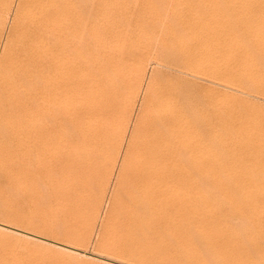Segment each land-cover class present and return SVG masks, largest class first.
Returning a JSON list of instances; mask_svg holds the SVG:
<instances>
[{
  "label": "rangeland",
  "instance_id": "1",
  "mask_svg": "<svg viewBox=\"0 0 264 264\" xmlns=\"http://www.w3.org/2000/svg\"><path fill=\"white\" fill-rule=\"evenodd\" d=\"M105 1L107 2L106 3L107 8L110 6L108 8L110 13L112 12L111 14L114 17L116 16L113 22L111 23L112 27L110 26L108 28V32L105 33V34H108V37L106 38L107 40L105 39L107 41V47L105 48V50L107 49L108 51H105L104 48L101 49V50H104V52L102 51V54L104 53L105 56H107L106 60L108 61V63H106V66H102V64L105 65V62H106L105 60L104 63H102L103 62L102 59L103 58L105 59L106 57L104 56V54L103 55L100 54L101 47L99 45H95L92 38L91 39L86 38V40L84 41L85 45L84 43H82L83 44L82 47L84 49L81 48L82 52L80 56H82V59L88 62V65L89 64L90 65L88 69H86L87 71L80 72L79 77H78L79 79H77V83H76V86L79 89L83 88V92H84L83 93L80 91L81 93L80 94L77 93L79 95L76 94V96H80L81 99L84 96V99H82V102H80V98H79L78 103L77 101L76 103L69 102L68 104L70 105H67V103H65V105H63L62 107L63 109L62 108L60 109L59 116H61L60 118L61 126H59V132L57 135H55L56 137L52 136L50 139V142H48L50 143L47 149L49 153L46 150V153L44 156L45 157L44 159L46 161L44 162L42 161V163L44 164H42V166L41 165L39 166V168L41 169L42 167L43 169L45 168L44 169L45 171L41 169L40 170L36 169L37 171L34 170L36 171L35 173L38 175V180L36 182L21 180L23 182L19 183L20 181L12 180L9 183L7 182L5 183L3 179H0V187L2 188V190L0 188V192H1L0 193V222H3L4 224L8 225L7 227L4 226L5 229L3 230L0 229V264H120L115 261L106 259L107 258L106 255L103 254L104 253L103 248L101 247L103 242H101V240L102 239L105 240L104 235L106 234V236H108L109 233L110 235L108 237V241L111 240V239L109 240V238H112L114 239L115 242L113 240L110 242L112 243L114 242V244L116 243V245L120 247L121 249L133 250L135 254L139 255V256L136 255V257L138 256V259H135V261H140L141 264H164V263L165 264H169V263L170 264H202V263L204 264V262L205 264H210V263L211 264H225L224 260H221L220 258H218V254H214L211 249L203 245L202 240L204 238L202 236L199 237L200 236L199 232L201 231L198 230V226L201 227V229L203 228L204 230L205 229L207 230L208 229L207 227L212 225L214 222H215L214 225L219 222L220 224L222 223L221 225L224 224L223 225L224 227L226 228L228 227L227 230L229 232L234 231L236 229H237L236 231H240V232H236V231L231 232L236 235H239V233L242 234V235H239L240 239L244 237L243 235H245L246 237L247 236L250 237V236H253L254 233H257V232H253L252 225H250L251 223L247 221L239 213L237 214L235 209L232 208L233 205L229 202H232L233 200L235 202H239V204H242L243 208H245L244 215L248 216L250 215L249 213H251L252 211H251L249 204H247L248 202L244 198L245 196L243 195L245 193V188H248V186L253 187L254 185H264V0H259L260 4L256 8H252V10L249 9L253 13V15H248V10L242 7L240 4H238L237 0H217V2L218 1L219 2H218V6L216 7L215 11H212L213 9L207 8L205 5H203L201 0L199 1L198 0L197 1L196 0H192V1L190 0H135V1L134 0H129V1L128 0H105ZM116 1L118 2V4ZM109 2L110 3L114 2L115 4L113 3V5H111ZM149 4H151L152 7ZM147 5H148V8L150 7L156 8V10L154 9V15L157 14L156 16L159 17L158 19H156L157 18L156 16H155L156 18L154 17V19H156L154 20V28H150L149 24L145 23L144 21L136 20L137 17L142 16L143 14L142 9L143 7L144 9H146ZM164 6H165V9H164ZM196 7L198 8V11L196 10L197 9ZM161 8L165 11L161 10ZM177 8H178V11L176 10ZM194 9L196 12L194 11ZM118 10H121L122 12L123 11L124 12L123 13L120 11L118 12ZM179 13L182 19H180ZM162 14L163 15L165 14V15L161 16ZM132 15L135 18H131ZM160 18H163L164 21L163 20L161 21ZM210 18H214V19H210ZM184 19L187 21H185ZM169 21H171L172 24ZM140 22L141 23L143 22V23L141 24ZM166 22L167 23L169 22V23L167 24ZM163 23L165 24L163 25ZM155 24L157 26H155ZM170 24L173 25L174 27L171 26ZM145 26L146 28H144ZM140 27L141 29H139ZM147 27H149L151 30L148 29ZM206 29L209 31H206ZM142 30L145 31L146 34H142L141 32H139ZM124 31L127 34L126 36L127 39L123 37L124 38L123 40L127 41L126 42L127 48H129L128 51L132 53L134 52L137 46L143 47V48L140 47L141 48L139 50L140 53L141 51L142 53L145 52L143 54H146L147 52V55H146L147 60L146 59L145 60L148 62L150 60L151 63L153 62V66H155L153 73L151 72L152 71L151 68L153 66L148 67V73L143 83L144 86H142L143 88L140 90L139 88L136 87L133 81H128L130 80L131 76L128 75V73L126 72L127 70L126 68L123 69L122 72H117L118 67H122L127 64L129 66V63L133 60V58H131L133 56L127 55L130 52L128 53L126 51L125 53L127 54H125L124 52H121L120 49L119 50L113 49V48H116L117 44H121L119 42H121V37L124 35ZM151 31L153 32L151 33ZM109 36H111V38H109ZM108 38L112 42L109 43ZM206 42H207V45H206ZM212 42H213V45H212ZM97 46L99 47L97 48ZM110 50H113V51H110ZM98 51L100 53H98ZM109 52H113V55L112 53H109ZM114 52H116V54L117 53L119 54L115 55ZM97 55H100V58L101 56H103V58L100 59L99 56L97 57ZM118 56H120V60ZM122 57H124V59ZM83 60H81V58L79 59L80 62H84ZM98 61L99 63H97ZM109 62L111 64H109ZM93 63L94 64L97 63V64H95L94 66ZM100 63H101V66H100ZM96 65L101 69L99 70V68ZM90 66L91 67L93 66V67L91 68ZM94 67H95V70L97 69L96 71L93 70ZM104 69L106 70L104 71ZM94 71L95 72L98 71L99 73L97 72V74H101V75H99L98 77V75ZM213 71H216V76L221 77L222 80L219 79V82L220 80L222 81L220 83L221 86L216 83L212 84V82H210ZM115 72L117 73L114 74L113 76V73ZM197 72L202 73V76H203L202 80H199L195 77L198 75ZM94 73L96 76L94 75ZM100 77L102 79V82H101ZM104 77H107L108 79ZM115 77L116 79L114 80ZM118 77L120 80L118 79ZM103 78L106 81H104ZM93 79L95 83L94 81H92ZM141 79H143L142 76L137 77L138 81H141ZM121 80L123 81V83L125 82L126 83L122 84V82H120ZM111 81H112V84H111ZM223 81H226V82H223ZM105 83L106 85H104ZM96 84L98 85V87ZM115 84H117V87L118 86L119 87L118 88L115 87L116 86ZM131 84L132 86H130ZM226 85L228 88H226ZM111 86H114L112 87L113 90ZM106 87L108 88V90L106 89ZM132 87H136V88L132 89ZM90 88L93 89V91L95 92L94 94H92V96L91 94H89L90 93L89 90L91 91ZM104 88H105V92H103ZM96 89L102 90V92L97 91ZM136 89L138 90V93ZM107 96L109 97L108 99H107ZM98 98L102 100L100 99L98 100ZM103 99H106V100H103ZM145 101L147 102L144 107ZM79 102L81 105H79ZM146 107H149V109ZM93 108H94V111L96 112L97 110L98 112L101 111V109L102 111H105V110L107 111V109H109V111L115 110V112L117 111L116 112L117 115H115L117 118L115 116H114L115 118L112 117L113 123L111 124H110V122H112L111 118H110L111 120L105 119L106 121L103 119V122L101 120L102 118L101 119L97 118L96 119L97 123H95L96 121L93 118H92L93 120L86 118L88 117L86 115V111H89L90 109L93 111ZM129 110L131 113L129 112ZM65 111L67 114L64 113ZM80 111L81 113L77 114ZM82 113H84V115L79 116V117L84 116L83 118L79 119L78 116H75V115H81ZM139 114L141 115L138 116ZM99 120L101 121L102 125L99 124L100 123ZM163 120H165L166 123H164ZM92 121L94 122V124L91 123ZM104 121L106 125H104ZM138 121L139 122L143 121L145 124L139 123ZM137 122L140 125L136 124ZM107 124L109 126H107ZM112 124L114 126H112ZM148 124L151 126H148ZM95 125L98 128L97 130L93 128L95 127ZM103 125H104V128H107L106 129L107 133L106 132L104 133L105 130L102 131V133L106 134L104 137H106L107 139V141H104L106 142L104 144L100 143V142H103L102 140H104V138H103V134H100L101 132L99 130V128L103 130L102 129ZM133 125L134 126L137 125L136 127L138 128L140 127V129L143 132L139 135L138 134L139 130ZM147 126L149 128L151 127L150 130L148 128L146 130ZM70 128L71 129L76 128L74 130L77 133H74L75 131L71 130ZM173 128L174 130H172ZM92 129H95L96 131L95 130L94 131L97 133L96 134L94 132L95 135L97 137L101 135L102 139L101 137L100 138L98 137L99 140L96 141L95 140L96 137H95L94 141H92V139H90L91 137L93 138V135H94L92 134L93 133ZM134 129H137L138 131L136 130L137 132H135ZM90 132L92 134L91 137H90ZM83 134H85V136L87 135L88 137L86 138L87 139L89 138V140L94 142L95 145L99 141L98 142L99 144H97L96 147L100 148L102 146V149H104L103 154H105L108 150L106 154L109 153L108 154L109 159L111 158L113 160L118 157L116 160H113L114 163L115 161H117V169H118V170L116 169L117 171H115V173L113 174L115 177V178L113 177V180L112 178L109 177V174L111 173L110 168L111 169L113 168L111 167L112 165L111 159L110 160L107 159L108 158L107 156L105 158L103 154L101 153L102 151H100L99 148H98L99 151L98 149L96 150V147L93 146L94 143L92 146H89L87 142L90 144L91 141L89 142L88 140L85 142L88 146L84 144L85 137L83 136ZM122 134L125 135V143H124L125 146L129 145L131 142L133 143V141H134L133 144L141 146L142 144L140 145L141 142L138 140H141L142 142L146 140H151V139L154 140V155H155L154 156L155 157L154 158L155 160L154 169L157 172L156 173L154 171V173L157 174V175L155 174L156 178L154 179V181L156 180V185H154V189L158 190V191L157 190L154 191V201L156 202V203L154 202V218H155L154 219V229L157 233L155 231L145 232V233L144 232H132V230L130 229L132 227L131 224H133V221L135 220V218L133 217L136 215L137 218H140V213L142 214V209L141 207L136 208L134 205L140 201V198L137 192L133 191L132 193L131 192L132 190L131 191L126 190L125 186L119 189L118 183L115 182L116 178L118 180V176H119L117 175L119 172V165L121 164V162L123 163L124 155H122V153L124 154L126 151V148H128L127 146L125 147L123 145L124 148L122 150V153L120 155H117V152H116L117 150L115 149V146L117 147V144H120L121 138L123 136ZM137 134L138 136H136ZM134 135H135V138H134ZM73 138L76 141H74ZM130 139L132 140L131 142L129 141ZM163 140H166V145H161L159 143L160 141H163ZM68 142H70L72 146L74 147V149H72L73 153L70 151L72 155L70 153L67 154L68 151L63 149L64 148L63 146H66L65 144H67ZM107 142H111V143H107ZM70 143L68 144L70 145ZM132 143L130 146L131 147L133 146V150L135 151L134 152L131 148L132 154L136 155L137 150H135L134 148L136 146L133 145ZM103 145H104V148H103ZM91 147H94V148H91ZM60 149L61 150L63 149V150L61 151ZM82 149L84 150L81 151ZM139 149L140 148H138V150ZM47 154H49L50 156ZM64 155H65V158L71 156L74 162L72 167L63 166L62 163H60L62 160H64L63 159ZM135 155H132V157L134 156L133 157L134 161H136ZM87 156L89 160H85V159H88ZM56 158L58 159L56 160ZM47 159L49 161L55 160V163L54 162L52 163V161L49 162ZM119 159L121 162L119 161ZM130 159H131L130 160L131 164L129 163V166L126 167L127 168L125 171L126 174L127 173L130 174L128 170L130 171H132V169L134 170L137 166H139L138 164L140 163V162L138 163L137 161L136 162L137 164L135 162H134L135 164H133L132 163L133 159L131 157ZM138 160H140V158ZM104 162H106L107 165H105ZM45 163L48 165H46ZM132 165L136 167L133 168ZM103 167H105V169H103ZM92 169L96 170V172L93 171ZM107 169H109V171H107ZM39 171L40 173H38ZM106 171H107V174H106L107 176L105 175ZM64 172L68 174L67 175L68 179H66V176L64 177ZM170 172L173 174L174 177L177 176L176 177L178 178V180L176 181L177 184L174 183L175 181L172 182L174 183L173 184L174 187L169 186L172 189L165 188L166 185L165 187H163L164 186L163 184V186L162 187L160 186L161 188L159 189L160 184L157 181V176L159 177L162 175L163 177L164 176L170 177L172 176ZM44 173H45V176H44L45 179H42L43 177L40 174L44 175ZM97 174L99 175L100 178L97 176ZM101 175L102 176L104 175V177L106 176L107 178L106 177H105L106 179L101 178L102 177ZM94 177H97V178H94ZM108 177L110 178L109 184H108V179H109ZM159 179L161 180V177ZM182 180H185V181H182ZM180 181L182 182L183 185L181 184ZM98 182H100L101 184ZM104 184L107 187L106 189L107 192L104 189L105 187ZM106 184H108V186ZM201 184H202V188H201ZM205 184L207 186L209 185L208 186L209 189H207L208 187ZM102 185L104 186L103 190H105L103 192L104 193L106 192V194H103V192L100 191ZM24 186H26L27 189H25ZM98 187H100V189ZM175 187L177 190L174 189ZM225 187H229V189ZM220 188H224L227 190L228 194L230 195L229 198L226 197V195L224 194V192H222ZM239 188H240V191H239ZM73 189L74 191L78 190V195L75 196L74 198L76 201L72 199L69 202L68 199L65 200V197H66L67 192L72 191ZM124 190L126 192H124ZM170 190L173 192H171ZM233 190H235L236 193ZM127 191H129V193ZM111 192L112 193L115 192L117 194H112ZM241 192H242V195H239ZM230 193L231 194L234 193V194L231 195ZM101 194H103L104 196L103 199H101L102 197H100L102 196ZM132 194H134L133 196L135 197V200ZM158 195H160L161 197ZM92 196L94 198H92ZM99 197H100V200L97 199ZM131 197L133 198L131 199ZM136 197H138L137 200H136ZM202 197H203V200L201 199ZM241 198H243L242 202H240ZM28 200H31V201H28ZM101 200H102V204H100ZM133 200L134 202L135 201L136 202L135 203L132 202ZM91 201H93L94 204H92ZM204 201L207 204L210 202L209 203L210 206L213 205V207H211V209L213 208V211H212L213 214L209 217L208 215L210 214L205 213L206 211L203 208ZM35 202H36V205H34ZM95 202L98 203L96 207L100 208L101 211L100 209L95 208V205H96ZM169 203H170V206H169ZM99 204L102 207H99L98 206ZM30 206H32V208ZM125 206L126 208H124ZM110 207H112L111 210H110ZM92 208H95V209L93 210ZM223 208H225L226 210ZM115 209L116 211L118 209V211L117 212L114 211L115 212L114 213L113 210ZM98 210L99 212H96ZM12 211L15 212V214ZM111 211L113 215L110 213ZM95 212L96 214H99L98 217L96 216ZM130 212L134 213V215L131 214ZM18 213L21 216L18 215ZM204 213L207 216L206 218L204 216L205 215ZM26 214L28 216H25ZM129 214H131L130 215L131 218L134 219L133 221H130V219H128L130 218ZM36 215H38V218H36L37 217ZM114 215L116 216V218L117 217L118 218L116 219ZM235 215L238 217L236 218ZM110 216L114 219H112ZM28 217H30V219ZM163 217L166 219H164ZM207 218H208L209 223L208 221H206ZM106 219H108V221L110 222L108 223ZM212 219H216V220L215 221L213 220L212 222ZM8 220L10 223L8 222ZM18 220L20 221V223ZM118 220L122 223H120ZM117 221L119 222V225L116 224L118 223ZM113 222L115 224H113ZM124 223L126 226L122 225ZM194 223L196 224V226ZM202 224L205 227H203ZM102 225H104V227ZM13 226L14 228H17V229L20 228V230L26 231L27 233H32L36 236H32V238H29L27 236H30V235H28L26 232H18V233L12 232V230L14 231V229L11 228ZM229 227H230V230H229ZM169 228H172V230L170 231ZM70 230H71V233H70ZM67 231H69L70 236H72L71 238L74 241H72L69 238L70 236H69V233H67ZM108 231H111L112 233ZM127 231H129L131 234L136 235L134 240L138 239V241H132L133 238L129 239L133 235L130 236V233ZM11 232L13 233V235ZM180 232L181 234H184V235L186 233V237L188 241H191L190 244L185 243V242H181V243L176 242L175 238L173 237H175V235L180 234ZM158 233L161 236H159ZM18 234L21 236L19 237ZM66 234L67 236H69L68 238L66 237ZM118 234L119 236H121L120 238ZM14 235L15 237H13ZM125 236L126 237L129 236V237L126 238ZM147 236L150 239H148ZM89 237L90 239H88ZM246 237H244V239ZM67 239H70V240H67ZM98 239H101V240H98ZM257 239H255L256 247H254L253 244H247V243H246L247 245L245 244L246 245L245 247L248 249L247 253L248 254L250 253L249 256H251V258L255 261V263L264 264V257H263L264 252H262L264 251V243L260 242ZM25 240H28V241H25ZM159 241H162V243L160 242L161 244H163V241H164V244L163 245L159 244ZM55 242L64 243V244H68L71 246L78 245L77 248L79 247L80 252L75 253V252H70L64 249L57 248L60 245L59 244L57 245V243ZM104 242H107V241L105 240ZM120 242H122L123 244ZM131 243L132 244L137 243V245L134 244L135 246H133ZM100 247L102 249H100ZM153 247L154 248L156 247L155 250ZM66 252L69 254H67ZM167 254L168 256H171V257H167ZM99 255H101V257H99ZM74 256L77 258H75ZM130 262L129 264H136L134 260Z\"/></svg>",
  "mask_w": 264,
  "mask_h": 264
},
{
  "label": "bare ground",
  "instance_id": "2",
  "mask_svg": "<svg viewBox=\"0 0 264 264\" xmlns=\"http://www.w3.org/2000/svg\"><path fill=\"white\" fill-rule=\"evenodd\" d=\"M129 1V0H128ZM135 1V0H134ZM192 1V0H190ZM197 1V0H196ZM199 1V0H198ZM112 2V1H111ZM117 2V1H116ZM132 2V1H131ZM130 2V3H131ZM148 2V1H147ZM154 2V1H153ZM187 2V1H186ZM185 2V3H186ZM201 2L203 3V5H205L207 8H210V9H213L212 11H215L216 10V7L218 6V2L217 0H201ZM232 2V1H231ZM106 1L105 0H0V179H3L5 181V183H9L11 182L12 180H17V181H20L19 183L23 182V181H30V182H36L38 180V175L35 173L37 170H40L41 168H39V166L44 163H42V161H46L44 158L45 156V153H46V150L48 149L50 143V139L52 136L56 137L55 135L58 134L59 132V126L60 125V122H61V116H59L60 114V109L63 107V105H65V103H67V105H70L68 104L69 102L72 103H78V99L80 98V96H76L77 93H81L83 92V88L79 89L77 86H76V83H77V79H79V74L80 72H84V71H87L86 69H88L89 65H88V62H86L85 60L82 59V56H80L81 54V48L84 49L82 47V43H84V41L86 40V38L88 39H91L93 40L94 44L95 45H99L101 48H100V52L98 51V53L102 54V51L104 52L105 48L107 47V37H108V34H105L106 32H108V28L111 26V23L113 22V20L115 19V17L110 13V11L108 10V7L107 8V5H106ZM110 3V2H109ZM114 3V2H113ZM113 3H110L111 5H113ZM143 3V2H142ZM146 3V2H145ZM149 3V2H148ZM151 3V1H150ZM158 3V2H157ZM200 3V2H198ZM237 3L240 4L242 7L246 8L248 10V15H253V13L250 11L252 10V8H256L259 4H260V1L259 0H237ZM115 4V3H114ZM118 4V2H117ZM136 4V2H135ZM180 4V2H179ZM183 4V3H182ZM96 5V6H95ZM98 5V7H97ZM143 5V4H142ZM151 7L152 5L149 4ZM160 5V4H159ZM162 5V4H161ZM194 5V4H193ZM116 6V5H115ZM136 6V5H135ZM141 6V5H140ZM158 6V5H157ZM171 6V5H170ZM190 6V5H188ZM121 7V6H120ZM148 8V5H147V8L142 9V16L141 17H137L136 20L137 21H144L145 23L149 24V27L150 28H154V20L158 19L159 17H157L156 15H154V9L156 10V8ZM180 7V6H179ZM113 8V7H112ZM118 8V7H117ZM138 8V7H136ZM135 8V9H136ZM187 8V7H186ZM190 8V7H189ZM193 8V7H192ZM195 8V7H194ZM197 8V7H196ZM219 8V7H218ZM111 9V8H110ZM120 9V8H119ZM124 9V7H123ZM122 9V10H123ZM159 9V7H158ZM164 9H165V6H164ZM202 9V8H201ZM243 9V8H242ZM250 9V10H249ZM161 10H163L161 8ZM160 10V11H161ZM178 11V8L176 9ZM183 10V9H182ZM180 10V11H182ZM198 11V8L196 9ZM112 11V10H111ZM122 12L121 10H118V12ZM165 11V10H163ZM162 11V12H163ZM191 11V10H190ZM195 11V9H194ZM203 11V10H202ZM219 11V10H218ZM124 12V11H123ZM122 12V13H123ZM176 12V11H174ZM196 12V11H195ZM211 12V10H210ZM127 13V12H126ZM125 13V14H126ZM156 13V12H155ZM159 13V12H158ZM161 13V12H160ZM164 13V12H163ZM182 13V12H181ZM209 13V12H208ZM128 14V13H127ZM177 14V13H176ZM160 15V14H159ZM165 15V14H164ZM163 14L161 16H164ZM195 15V14H194ZM209 15V14H208ZM125 16V15H124ZM157 18H156V17ZM160 16V17H161ZM168 16V15H167ZM179 16H180V13H179ZM130 17V16H129ZM154 17L156 19H154ZM166 17V16H165ZM171 17V15H170ZM173 17V16H172ZM183 17V16H182ZM196 17V16H195ZM202 17V16H201ZM216 17V15H215ZM122 18V17H121ZM131 18H135L133 15L131 16ZM130 18V19H131ZM197 18V17H196ZM195 18V19H196ZM127 19V18H126ZM161 21L163 20V18H160ZM169 19V18H168ZM174 19V18H173ZM180 19L181 16H180ZM189 19V17H188ZM194 19V18H192ZM202 19V18H201ZM210 19H214V18H210ZM122 20V19H121ZM135 20V19H134ZM171 20V19H170ZM185 20V19H184ZM191 20V18H190ZM208 20V19H207ZM228 20V19H227ZM120 21V20H119ZM164 21V20H163ZM172 21V20H171ZM171 21H169L171 23ZM176 21V20H175ZM187 21V20H185ZM210 21V20H209ZM121 22V21H120ZM127 22V21H125ZM134 22V21H133ZM168 22V23H169ZM182 22V21H181ZM180 22V23H181ZM189 22V20H188ZM186 22V23H188ZM192 22V21H191ZM199 22V21H197ZM196 22V23H197ZM201 22V20H200ZM203 22V21H202ZM211 22V21H210ZM214 22V20H213ZM117 23V22H116ZM122 23V22H121ZM130 23V22H129ZM136 23V22H135ZM141 23V22H140ZM143 23V22H142ZM141 23V24H142ZM167 23V22H166ZM167 23V24H168ZM174 23V22H173ZM178 23V22H177ZM179 23V24H180ZM195 23V21H194ZM123 24V23H122ZM146 24V25H147ZM160 24V23H158ZM165 23H163L164 25ZM172 24V23H171ZM170 24V25H171ZM185 24V23H184ZM183 24V25H184ZM118 25V24H117ZM175 25V24H174ZM182 25V26H183ZM189 25V24H188ZM193 25V24H192ZM198 25V24H197ZM209 25V24H208ZM218 25V23H217ZM119 26V25H118ZM140 26V25H139ZM138 26V27H139ZM144 26V25H143ZM148 26V25H147ZM155 26H157L155 24ZM161 26V25H160ZM173 26V25H171ZM187 26V25H185ZM191 26V25H190ZM195 26V25H194ZM112 27V26H111ZM123 27V26H121ZM137 27V26H136ZM149 27H147L148 29H150ZM174 27V26H173ZM202 27V25H201ZM200 27V28H201ZM115 28V26H114ZM128 28V26H127ZM146 28V26L144 27ZM169 28V27H168ZM171 28V27H170ZM184 28V27H183ZM192 28V27H191ZM194 28V27H193ZM113 29V28H112ZM141 29V27L139 28ZM138 29V30H139ZM143 29V28H142ZM159 29V28H158ZM163 29V28H162ZM204 29V28H203ZM115 30V29H114ZM113 30V31H114ZM123 30V29H122ZM132 30V29H131ZM151 30V29H150ZM165 30V29H164ZM177 30V29H176ZM190 30V29H189ZM215 30V29H214ZM148 31V30H147ZM161 31V30H160ZM170 31V30H169ZM179 31V30H178ZM186 31V30H185ZM206 31H209L206 29ZM216 31V30H215ZM141 32L142 34H146L145 31H139ZM153 31H151L152 33ZM164 32V31H162ZM167 32V31H165ZM177 32V31H176ZM189 32V31H188ZM192 32V31H191ZM202 32V31H201ZM211 32V31H210ZM113 33V32H112ZM118 33V32H117ZM138 33V32H137ZM136 33V34H137ZM140 33V34H141ZM171 33V32H170ZM174 33V32H173ZM216 33V32H215ZM150 34V33H148ZM164 34V33H163ZM207 34V33H205ZM106 35V37H105ZM174 35V34H173ZM179 35V34H178ZM185 35V34H184ZM192 35V33H191ZM127 34L126 32L124 31V35L121 37V42H118L121 43V44H117L116 45V48H113L114 50L115 49H120L121 52H130L128 51L129 48H127V41L123 40L125 37L127 39ZM139 36V34H138ZM144 36V35H143ZM154 36V34H153ZM187 36V35H186ZM185 36V38H186ZM204 36V35H203ZM141 37V36H140ZM189 37V36H188ZM109 38H111V36H109ZM108 38V40H109ZM144 38V37H143ZM200 38V37H199ZM197 38V39H199ZM106 39V40H105ZM115 39V38H114ZM203 39V38H202ZM213 39V38H211ZM205 40V39H204ZM210 40V39H209ZM89 41V40H88ZM200 41V40H199ZM208 41V40H207ZM212 41V40H211ZM216 41V40H214ZM92 42V41H91ZM92 42V43H93ZM112 42L109 40V43ZM117 42V43H118ZM151 42V41H150ZM203 42V41H202ZM205 42V41H204ZM87 44V43H86ZM129 44V43H128ZM152 44V43H151ZM209 44V43H208ZM211 44V42H210ZM85 45V43H84ZM88 45V44H87ZM203 45V44H202ZM205 45V44H204ZM206 45H207V42H206ZM212 45H213V42H212ZM215 45V44H214ZM97 46V48L99 47ZM92 47V46H91ZM114 47V46H113ZM141 46H137L134 50V52H130L129 54L127 55H131L133 57V60L129 63V66L128 64L127 65H120L122 67H118L117 68V72H122L123 69H127L126 72L128 73V75L131 76L130 80L128 81H133V83H135L136 87L140 89H142L144 86V80L147 76V73H148V67L149 66H153V62L151 63L150 60L149 62L146 61V55H147V52L146 54H143L145 52L140 53V49L143 48ZM104 50H101L103 49ZM127 48V49H126ZM90 49V48H89ZM86 50V49H85ZM99 50V49H98ZM148 50V49H147ZM154 50V49H153ZM105 51H108L107 49ZM110 51H113V50H110ZM146 51V50H145ZM97 53V54H98ZM106 53V52H105ZM109 53H112L113 55V52H109ZM104 54V53H103ZM102 54V55H103ZM107 54V53H106ZM115 55L119 54L116 52H114ZM153 54V53H152ZM87 55V54H86ZM96 56V55H95ZM99 56L100 58V55H97V57ZM105 56V54H104ZM81 58V60H83L84 62H80L79 59ZM94 57V56H93ZM106 58L104 59L103 56H101L102 59V63H104V61L107 59V56H105ZM119 57V60H120V56ZM96 58V57H95ZM100 58V59H101ZM124 59V57H122ZM146 59V60H145ZM95 60V59H94ZM97 60V59H96ZM109 60V59H108ZM118 60V59H117ZM122 61V60H121ZM152 61V60H151ZM86 62V63H85ZM117 62V61H116ZM99 63V61L97 62ZM95 63V64H97ZM106 63H108V61L106 60L105 62V65L102 64V66H106ZM120 63V62H119ZM92 64V63H91ZM94 64V63H93ZM94 64V66H95ZM109 64H111L109 62ZM108 64V65H109ZM118 64V63H117ZM116 64V65H117ZM196 65V64H195ZM97 66V65H96ZM100 66H101V63H100ZM112 66V65H111ZM128 66V67H127ZM91 67V66H90ZM93 67V66H92ZM91 67V68H92ZM98 67V66H97ZM154 67L153 66L151 68V72L153 73L154 72ZM99 68V67H98ZM112 68V67H111ZM110 68V69H111ZM203 68V66H202ZM216 68V67H215ZM101 68H99L100 70ZM95 70V67L94 69ZM92 70V72H93ZM97 70V69H96ZM95 70V71H96ZM103 70V69H102ZM101 70V71H102ZM106 69H104L105 71ZM109 70V69H108ZM158 70V69H157ZM218 70V68H217ZM91 71V70H90ZM94 71V72H95ZM98 72V71H97ZM97 72H95L97 74ZM103 72V71H102ZM110 72V71H109ZM117 72L113 73V76L114 74H116ZM150 72V73H151ZM222 72V71H221ZM86 73V72H85ZM89 73V72H88ZM94 73V75H95ZM99 73V72H98ZM107 73V71H106ZM184 73V72H183ZM90 74V73H89ZM186 74V73H185ZM196 74V73H195ZM197 76H195L197 79L199 80H202L203 79V76H202V73L201 72H197ZM92 75V74H91ZM98 77L99 75L101 74H97ZM112 75V74H111ZM118 75V74H117ZM122 75V74H121ZM125 75V74H123ZM150 75V74H149ZM84 76V75H83ZM93 76V75H92ZM96 76V75H95ZM116 76V75H115ZM119 76V75H118ZM139 76H142L143 79H141V81H138L137 80V77ZM188 76V75H186ZM190 76V75H189ZM193 76V77H194ZM205 76V75H204ZM209 76V75H208ZM102 77V76H101ZM100 77V79H101ZM108 77V75H107ZM107 77H104V78H107ZM126 77V76H125ZM224 77V76H223ZM82 78V77H81ZM103 78V80H104ZM113 78V77H112ZM122 78V77H121ZM87 79V78H86ZM95 79V78H94ZM94 79L92 81H94ZM108 79V78H107ZM116 79V77L114 78V80ZM119 79V77H118ZM128 79V78H127ZM207 79V78H206ZM219 79H221V77L219 76H216V71H213L212 72V75H211V80L210 82L213 83H216L218 85H220V83L222 82L220 80L219 82ZM97 80V79H96ZM99 80V79H98ZM120 80V79H119ZM126 80V79H125ZM190 80V79H189ZM196 80V79H195ZM84 81V80H83ZM90 81V82H92ZM106 81V80H104ZM150 81V80H149ZM88 82V81H87ZM89 82V83H90ZM101 82H102V79H101ZM100 82V83H101ZM120 82H122V84H125L123 83V81L121 80ZM147 82V81H146ZM202 82V81H201ZM223 82H226V81H223ZM82 83V82H81ZM88 83V84H89ZM95 83V81H94ZM115 83V81H114ZM113 83V84H114ZM128 83V82H127ZM132 83V82H130ZM149 83V82H148ZM151 83V82H150ZM153 83V82H152ZM79 84V83H78ZM92 84V83H91ZM99 84V82H98ZM111 84H112V81H111ZM82 85V84H80ZM85 85V83H84ZM90 85V84H89ZM93 85V84H92ZM97 85V84H96ZM106 85V83L104 84ZM116 85V86H115ZM114 86L117 87V84H115ZM148 85V84H147ZM114 86H111L114 87ZM132 86V84L130 85ZM134 86V84H133ZM152 86V85H150ZM154 86V85H153ZM216 86V85H215ZM221 86V85H220ZM80 87V86H79ZM84 87V86H83ZM94 87V86H92ZM98 87V85H97ZM96 87V88H97ZM119 87V86H118ZM117 87V88H118ZM126 87V86H125ZM136 87H132V89H135ZM225 87V86H224ZM89 88V87H88ZM102 88V87H101ZM100 88V89H101ZM129 88V87H128ZM219 88V87H218ZM226 88L227 85H226ZM91 89V88H90ZM106 89L108 90V88L106 87ZM116 89V88H115ZM121 89V88H119ZM118 89V90H119ZM127 89V88H126ZM130 89V88H129ZM233 89V88H232ZM95 90V88H94ZM97 91H101L102 90H98L96 89ZM113 90V88H112ZM124 90V89H123ZM137 90V89H136ZM145 90V89H144ZM147 90V89H146ZM234 90V89H233ZM81 91V92H80ZM110 91V90H109ZM127 91V90H126ZM143 91V90H142ZM87 92V91H86ZM89 94H94L95 92L93 91V89H91V91L89 90ZM105 92V88H104V91ZM114 92V91H112ZM144 92V91H143ZM84 93V92H83ZM99 93V92H98ZM96 93V94H98ZM137 93H138V90H137ZM77 94V95H79ZM95 94V95H96ZM100 94V93H99ZM145 94V93H144ZM112 95V93H111ZM118 95V94H117ZM83 96V95H82ZM97 96V95H96ZM144 96V95H143ZM94 97V96H93ZM92 97V98H93ZM109 97L107 96V99ZM114 98V97H113ZM112 98V99H113ZM251 98V97H250ZM84 99V96L83 98ZM82 99L80 98V102H82ZM96 99V97H95ZM100 98H98L99 100ZM133 99V98H131ZM135 99V98H134ZM145 99V97H144ZM94 100V99H93ZM102 100V99H100ZM103 100H106V99H103ZM132 101V100H131ZM134 101V100H133ZM79 102V105H81ZM114 102V101H113ZM135 102V101H134ZM146 102L145 101V104H144V107L146 105ZM103 103V102H102ZM107 103V101H106ZM131 103V102H130ZM133 103V102H132ZM93 104V103H91ZM111 104V103H110ZM113 104V103H112ZM115 104V103H114ZM118 104V103H117ZM120 104V103H119ZM96 105V103H95ZM94 105V106H95ZM99 105V104H98ZM136 105V104H135ZM149 105V104H148ZM147 105V106H148ZM152 105V104H151ZM115 106V105H114ZM150 106V105H149ZM102 107V105H101ZM100 107V108H101ZM120 107V106H119ZM136 107V106H135ZM68 108V107H67ZM91 108V107H89ZM96 108V107H95ZM105 108V107H104ZM103 108V109H104ZM113 108V107H112ZM116 108V107H115ZM114 108V109H115ZM149 109V107H146ZM63 109V108H62ZM70 109V108H69ZM75 109V108H74ZM106 109V108H105ZM131 109V108H129ZM78 110V109H77ZM88 110V109H87ZM96 110V109H95ZM74 111V110H73ZM120 111V110H119ZM132 111V110H131ZM134 111V110H133ZM117 112V111H116ZM115 112V110H112V111H109V109H107V111H99L97 110L94 111V108H93V111L90 109L89 111H86V115L88 117L86 118H89V119H94L97 123V118H102V122H103V119H112V117H114L115 115H117V113ZM128 112V111H127ZM130 112V110H129ZM65 114L66 111L64 112ZM81 111L77 114H80ZM131 113V112H130ZM73 114V112H72ZM124 114V113H123ZM84 115V113H82L81 115H75V116H78V118H83V117H79V116H82ZM125 115V114H124ZM131 115V114H130ZM141 114H139L138 116H140ZM69 116V114H68ZM146 116V115H145ZM71 117V115H70ZM73 117V116H72ZM96 117V118H95ZM116 117V116H115ZM114 117V118H115ZM135 117V116H134ZM69 118V117H68ZM117 118V117H116ZM122 118V117H121ZM128 118V117H126ZM125 118V119H126ZM92 119V120H93ZM110 119V120H111ZM133 119V118H132ZM137 119V118H136ZM135 119V120H136ZM88 120V119H87ZM140 120V119H139ZM72 121V120H71ZM100 121V120H99ZM106 121V120H105ZM105 121H104V125L105 124ZM113 123V119L111 120ZM126 121V120H125ZM141 121V120H140ZM151 121V120H150ZM66 122V121H64ZM80 122V121H79ZM127 122V121H126ZM133 122V121H132ZM136 122V121H135ZM139 122V121H138ZM136 123L138 125H140L139 123H144L143 121L142 122H139V123ZM164 123H166L165 120H163ZM91 123L94 124V122L92 121ZM109 123V122H108ZM149 123V122H148ZM163 123V124H164ZM63 124V123H62ZM66 124V123H64ZM101 121H100V123ZM98 124V125H99ZM126 124V123H125ZM131 124V123H130ZM145 124V123H144ZM150 124V123H149ZM148 126H151L149 125ZM153 124V123H152ZM69 125V123H68ZM73 125V124H72ZM97 125V124H96ZM95 125V128L96 130L98 129L97 126ZM104 125H103V130H100V134H103V138L104 140H102L103 142H100L102 144L106 143L104 141H107L106 137H104L106 134H104L106 132V129L107 128H104ZM124 125V124H123ZM127 125V124H126ZM107 126H109L107 124ZM112 126H114L112 124ZM125 126V125H124ZM134 126V125H133ZM137 126V125H136ZM134 126V127H136ZM146 127V130L147 128L150 130L149 127ZM69 127V126H68ZM72 127V126H70ZM111 127V125H110ZM123 127V126H122ZM121 127V128H122ZM142 127V126H141ZM144 127V125H143ZM87 128V127H86ZM124 128V127H123ZM139 132L138 134L140 135L143 131L140 129V127H136ZM66 129V128H65ZM71 129V128H70ZM76 129V128H74ZM74 129H71V130H74ZM89 129V128H88ZM95 129H92L93 133V138L91 137L92 134L90 132V139H92V141H94V138L95 140H99V138L101 137L100 136H96L95 135ZM110 129V128H109ZM112 129V128H111ZM137 129H134L135 132H137L138 130ZM95 130V131H94ZM105 130V131H104ZM116 130V129H115ZM122 130V129H121ZM137 130V131H136ZM141 130V132H140ZM145 130V132H146ZM174 130V128L172 129ZM75 131V130H74ZM102 131H104V133H102ZM111 131V130H110ZM83 132V131H82ZM95 132V133H94ZM109 132V131H108ZM114 132V131H113ZM123 132V131H122ZM65 133V132H64ZM74 133H77L76 131ZM87 133V132H86ZM107 133V132H106ZM134 133V132H133ZM66 134V133H65ZM97 134V133H96ZM110 134V133H109ZM125 134V133H124ZM138 134L136 136H138ZM123 135V134H122ZM146 135V134H145ZM65 136V135H64ZM83 136L85 137V141H84V144H86L85 142L89 140V138L87 139L86 137H88L87 135L85 136V134H83ZM82 136V137H83ZM108 136V135H107ZM121 136V134H120ZM130 136V135H128ZM66 137V136H65ZM72 137V135H71ZM83 137V138H84ZM146 137V136H145ZM69 138V137H68ZM134 138H135V135H134ZM74 139V138H73ZM102 139V137H101ZM100 139V140H101ZM106 139V140H105ZM144 139V138H143ZM84 140V139H83ZM138 140V139H136ZM162 140V139H161ZM74 141H76L74 139ZM81 141V140H80ZM91 140H89L90 142ZM90 142V144L87 142V144L89 146H92L94 142ZM130 142L132 141L131 139L129 140ZM140 141V145L142 146H139V145H135L133 144L134 141H133V145H135L137 147H134L136 151V155L135 154H132V150H133V146L131 147V143L129 145H126L128 148H126V151L125 153L123 154L122 153V150H123V145L125 143V135L122 136L121 138V141H120V144H117V147L115 146V149L117 150V155H120L122 153V155H124V158H123V163L121 162V166L119 165V172L117 175L118 176V180L116 178V181L118 183V187L119 189L123 188L125 186L126 190H132L131 192L133 193V191L137 192L139 198H140V201L137 202L136 204H134V200H135V197L133 196L134 194H132V196L134 197V200L132 202H134L133 204L135 205L136 208H139L141 207L142 209V214L140 213V218H137V216L135 215L132 219L131 218V214L134 215V213H131L129 214L130 218V221H133V224L132 227L130 228L132 230V232H154L155 229H154V191H156L157 189H154V185H156V180L154 181V179L156 178L155 174L157 173L154 169V140L151 139V140H146V141H141V140H138ZM156 141V140H155ZM71 142V141H70ZM68 142V143H70ZM99 142V141H98ZM97 142V144H99ZM52 143V142H51ZM67 143V144H68ZM92 143V144H91ZM107 143H111V142H107ZM114 143V142H113ZM128 143V142H127ZM137 143V142H136ZM161 145H166V140H163V141H160L159 142ZM65 144V143H64ZM65 144L66 146H62L64 150H67V154L71 152L73 153V150L74 147L72 146V144L70 143V145L68 144ZM83 144V145H84ZM86 144V145H87ZM96 144V145H97ZM75 145V144H74ZM78 145V144H77ZM87 145V146H88ZM95 143L93 146H95ZM61 146V145H60ZM82 146V145H81ZM113 146V144H112ZM125 146V145H124ZM125 146V147H126ZM56 148V147H55ZM83 148V147H82ZM91 148H94V147H91ZM99 148V147H98ZM96 147V150L98 149ZM103 148H104V145H103ZM132 148V150H131ZM138 148H140L138 150ZM52 149V148H51ZM62 149V150H63ZM100 151H102L101 153L103 154V150L102 149V146L99 148ZM98 149V151H99ZM61 150V149H60ZM61 150V151H62ZM77 150V149H76ZM84 149H82L81 151H83ZM141 150V151H140ZM58 151V149H57ZM71 151V152H70ZM123 151V152H124ZM134 151V150H133ZM48 152V150H47ZM55 152V151H54ZM94 152V151H93ZM97 152V151H96ZM106 152V151H105ZM104 152V153H105ZM108 152V150H107ZM106 152V153H107ZM135 152V151H134ZM49 153V152H48ZM52 153V152H51ZM56 153V152H55ZM99 153V152H98ZM100 153V154H101ZM103 154V156L106 158V156L108 157V154ZM54 154V153H53ZM58 154V152H57ZM101 154V155H102ZM49 155V154H47ZM72 155V154H71ZM121 155V156H122ZM132 155H135V158H136V161H134V156L132 157ZM138 155V157H137ZM50 156V155H49ZM57 156V155H56ZM70 156V155H69ZM102 156V157H103ZM58 157V156H57ZM85 157V156H84ZM112 157V156H111ZM123 157V156H122ZM130 157L133 159L132 160V163L135 164L137 161H138V165L139 166H133L136 167L134 170L132 169V171L128 170L130 172L126 174V167L129 166V163L131 164L130 162ZM75 158V157H74ZM86 158V157H85ZM88 158V156H87ZM118 158V157H117ZM116 158V159H117ZM120 158V157H119ZM140 158V160L138 159ZM58 158H56L57 160ZM64 160H62L60 163H62L63 166H68V167H72L73 166V159L70 157H67L65 158V155H64ZM104 159V158H103ZM109 159V157L107 158ZM111 159V158H110ZM109 159V160H110ZM116 159H113V160H116ZM48 160V159H47ZM61 160V159H60ZM85 160H89L88 159H85ZM113 160L111 159V167H113L112 169L110 168L111 170V175L109 174V177L112 178L113 180V177H114V173L115 171H117V161H115V163L113 162ZM159 160V158H158ZM162 160V159H161ZM49 161V160H48ZM47 161V163H48ZM52 161V160H51ZM49 161V162H51ZM55 163V160L52 161V163ZM85 162V161H84ZM88 162V161H87ZM96 162V161H95ZM107 162V161H106ZM105 163V165H107V163ZM109 162V161H108ZM119 162V163H120ZM135 162V163H134ZM89 163V162H88ZM157 163V162H155ZM163 163V162H162ZM165 163V162H164ZM46 164V163H45ZM114 164V165H113ZM137 164V163H136ZM48 165V164H46ZM90 165V164H89ZM88 166V165H87ZM91 166V165H90ZM89 166V167H90ZM124 166V167H123ZM131 166V165H130ZM45 167V166H44ZM52 167V166H51ZM86 167V166H85ZM39 168V169H38ZM131 168V167H130ZM128 168V169H130ZM160 168V167H159ZM37 169V170H36ZM45 169V168H44ZM43 167L41 170H44ZM70 169V168H69ZM84 169V168H83ZM87 169V168H86ZM103 169H105V167H103ZM117 169V170H116ZM36 170V171H34ZM47 170V169H46ZM51 170V168H50ZM61 170V169H60ZM73 170V169H72ZM93 170V169H92ZM158 170V169H157ZM162 170V168H161ZM160 170V171H161ZM45 171V170H44ZM43 171V172H44ZM49 171V170H48ZM64 171V170H63ZM66 171V170H65ZM87 171V170H86ZM91 171V170H89ZM96 172V170H93ZM92 171V172H93ZM105 171V170H104ZM107 171H109V169H107ZM107 171L105 172V175L107 174ZM154 171L156 173H154ZM50 172V171H49ZM40 173V171L38 172ZM47 173V172H46ZM88 173V172H87ZM104 173V172H103ZM102 173V174H103ZM162 173V172H161ZM171 173V172H170ZM64 172V177L66 176V179L67 178V175ZM129 174V175H128ZM165 174V172H164ZM168 174V173H167ZM42 175V179H45L44 176H45V173L44 175L43 174H40ZM39 175V176H40ZM95 175V174H94ZM116 175V174H115ZM157 175V174H156ZM159 175V174H158ZM161 175V174H160ZM170 175V174H169ZM172 176H167V177H163L162 175L161 176H157V181L159 182V189L163 186L166 187L165 188H170L171 186H173V184H177L176 181L178 180V178H176L177 176H173V174L171 173ZM47 176V175H46ZM97 176L99 177V175L97 174ZM102 176V175H101ZM107 176V175H106ZM105 176V177H106ZM112 176V177H111ZM155 176V177H154ZM77 177V176H76ZM75 177V178H76ZM88 177V176H87ZM104 175L101 177V178H105ZM108 177V178H109ZM161 177V180L159 179ZM174 177V178H173ZM255 177V176H254ZM94 178H97V177H94ZM100 178V177H99ZM107 178V177H106ZM105 178V179H106ZM110 178L108 179V184L110 183ZM115 178V177H114ZM210 178V176H209ZM47 179V178H46ZM23 180V181H21ZM97 180V179H96ZM111 180V181H112ZM115 180V179H114ZM181 180V179H179ZM2 181V182H4ZM54 181V180H53ZM60 181V180H59ZM175 181V182H174ZM182 181H185V180H182ZM69 182V181H68ZM155 182V184H154ZM174 182V183H172ZM181 182V181H180ZM13 183V182H12ZM29 183V182H28ZM46 183V182H45ZM57 183V182H56ZM100 183V182H98ZM103 183V182H102ZM105 183V181H104ZM116 183V184H117ZM101 184V183H100ZM99 184V185H100ZM108 184H106L108 186ZM162 184V185H161ZM179 184V183H178ZM182 184V182H181ZM232 184V183H231ZM10 185V184H9ZM29 185V184H28ZM50 185V184H49ZM97 185V184H96ZM183 185V184H182ZM181 185V186H182ZM189 185V183H188ZM206 185V184H205ZM212 185V184H211ZM87 186V185H86ZM105 186V184H104ZM103 185L101 186V192L105 191L107 189V187L105 188ZM111 186V185H110ZM161 186V187H160ZM168 186V187H167ZM170 186V187H169ZM176 186V185H175ZM207 186V185H206ZM209 186V185H208ZM207 186V187H208ZM25 189L26 186H24ZM23 187V188H24ZM103 187L105 190H103ZM117 187V188H118ZM184 187V186H183ZM182 187V188H183ZM248 186V188H245V193L243 194L246 199V201L248 202L247 204H249L250 208H251V213H249L250 215L248 216H245L244 212H245V208H243V205L242 204H239V202H235L233 201L232 199V202H229L233 205L232 208L235 209V211L237 212V214L239 213L241 216H243L247 221H249L252 225V228H253V232H257V233H254L253 236H250V237H246L245 235H243L244 237H246L244 239V237L242 239L239 238V235H242L239 233V235H236L234 233H231V232H234V231H231L229 232L227 229L228 227H224L223 225H221L219 222L217 224L214 225V223L212 225H210L209 227H207L208 229L204 230L203 228L201 229V227L198 226V230L201 231L199 232V237H203L204 239L202 240L203 241V245L206 246L207 248L211 249L213 251L214 254H218V258H220L221 260H224V263L225 264H257L255 263V261L251 258L250 253L248 254V249L245 247L247 244H253L254 247H256V244H255V239L259 240L260 242L264 243V185H254L253 187H250ZM1 188V187H0ZM13 188V187H12ZM22 188V189H23ZM71 188V186H70ZM91 188V187H90ZM100 189V187H98ZM116 188V187H115ZM130 188V189H129ZM156 188V187H155ZM158 188V187H157ZM201 188H202V184H201ZM211 188V187H210ZM225 188H228L229 187H225ZM232 188V187H231ZM238 188V187H237ZM241 188V187H240ZM240 188H239V191H240ZM92 189V188H91ZM172 189V188H170ZM176 189V187L174 188ZM180 189V188H179ZM209 189V187L207 188ZM222 190V192H224V194L226 195V197L229 198V194L227 192L226 189L224 188H220ZM235 189V188H234ZM2 190V188H1ZM177 190V189H176ZM174 190V191H176ZM183 190V189H182ZM196 190V189H195ZM231 190V189H230ZM85 191V190H84ZM83 191V192H84ZM90 191V190H89ZM113 191V190H112ZM158 191V190H157ZM171 191V190H170ZM203 191V189H202ZM211 191V190H210ZM235 192V190H233ZM99 192V193H101ZM107 192V190H106ZM106 192L103 194H106ZM124 192H126L124 190ZM129 193V191H127ZM166 192V190H165ZM173 192V191H171ZM184 192V191H183ZM216 192V191H215ZM214 192V193H215ZM231 192V191H230ZM243 192V191H242ZM242 192L239 194V195H242ZM1 193V192H0ZM90 193V192H89ZM94 193V192H93ZM98 193V194H99ZM112 193V192H111ZM159 193V192H158ZM177 193V192H176ZM182 193V191H181ZM192 193V192H191ZM210 193V192H208ZM207 193V194H208ZM236 193V192H235ZM5 194V193H4ZM28 194V192H27ZM88 194V193H87ZM91 194V193H90ZM89 194V195H90ZM97 194V195H98ZM103 194H101L102 197L101 199H103ZM112 194H117V193H112ZM125 194V193H124ZM157 194V193H156ZM155 194V195H156ZM170 194V193H169ZM175 194V193H174ZM188 194V193H187ZM231 194V193H230ZM234 194V193H233ZM231 194V195H233ZM78 195V190H75L74 189L72 191H68L67 194H66V197H65V200L68 199V201L70 202V200L74 199L75 196ZM136 195V194H135ZM161 195V194H160ZM158 195V196H160ZM168 195V194H167ZM203 195V194H201ZM2 196V195H1ZM29 196V195H28ZM99 196V195H98ZM157 196V197H158ZM165 196V195H163ZM188 196V195H186ZM194 196V195H193ZM199 196V195H197ZM218 196V195H217ZM27 197V196H26ZM87 197V196H86ZM100 197L97 198L100 200ZM112 197V196H111ZM131 197V199L133 198ZM156 197V198H157ZM161 197V196H160ZM167 197V196H166ZM235 197V196H234ZM31 198V196H30ZM89 198V197H88ZM92 198H94L92 196ZM107 198V197H105ZM114 198V197H113ZM111 198V199H113ZM117 198V197H116ZM121 198V197H120ZM123 198V197H122ZM130 198V197H129ZM138 197H136V200H137ZM165 198V197H164ZM172 198V197H171ZM197 198V197H196ZM4 199V198H2ZM27 199V198H26ZM130 199V200H131ZM203 200V197L201 198ZM206 199V198H205ZM204 199V200H205ZM225 199V198H224ZM227 199V198H226ZM236 199V198H235ZM242 199L241 198V201L242 202ZM75 200V199H74ZM73 200V202H74ZM97 200V201H99ZM115 200V199H114ZM122 200V199H121ZM173 200V199H172ZM171 200V202H172ZM175 200V199H174ZM201 200V201H202ZM214 200V199H213ZM228 200V199H227ZM230 200V201H231ZM8 201V200H7ZM28 201H31V200H28ZM35 201V200H34ZM76 201V200H75ZM96 201V202H97ZM159 201V200H158ZM163 201V200H162ZM165 201V200H164ZM178 201V199H177ZM182 201V199H181ZM237 201V200H236ZM33 202V201H32ZM92 204L93 201H91ZM95 202V208H97V204ZM114 202V201H112ZM166 202V201H165ZM175 202V201H174ZM194 202V201H193ZM208 202V201H207ZM22 203V202H20ZM76 203V202H75ZM90 203V201H89ZM119 203V202H118ZM125 203V202H124ZM123 203V204H124ZM156 203V202H155ZM177 203V202H176ZM191 203V202H189ZM210 203V202H209ZM209 203L207 204L205 201H204V210L206 211L205 213L207 214H210L208 215L211 216L213 214V208L211 209L212 206L209 205ZM100 204H102V200L100 202ZM100 204L98 205L99 207H102L100 206ZM126 204V203H125ZM129 204V203H128ZM165 204V203H164ZM182 204V203H181ZM30 205V203H29ZM36 205V202L35 204ZM127 205V204H126ZM172 205V204H171ZM215 205V204H214ZM218 205V204H217ZM231 205V206H232ZM245 205V204H244ZM58 206V205H57ZM78 206V205H77ZM94 206V205H93ZM112 206V205H111ZM123 206V205H122ZM129 206V205H128ZM159 206V204H158ZM168 206V204H167ZM166 206V207H167ZM169 206H170V203H169ZM32 208V206H30ZM69 207V206H68ZM246 207V206H245ZM16 208V207H15ZM95 208H92L93 210ZM112 207H110V210H111ZM126 208V206L124 207ZM131 208V207H130ZM169 208V207H168ZM226 208V207H225ZM223 208V209H225ZM97 209H100V208H97ZM128 209V207H127ZM164 209V208H163ZM217 209V208H216ZM228 209V208H227ZM121 210V209H120ZM133 210V209H132ZM136 210V209H135ZM166 210V209H165ZM169 210V209H168ZM180 210V209H179ZM198 210V209H197ZM226 210V209H225ZM248 210V209H247ZM28 211V210H27ZM43 211V210H42ZM54 211V210H53ZM81 211V210H80ZM101 211V209H100ZM103 211V210H102ZM116 211L113 210V212ZM118 211V209H117ZM116 211V212H117ZM129 211V210H128ZM134 211V210H133ZM157 211V210H156ZM181 211V210H180ZM223 211V210H222ZM234 211V210H233ZM250 211V210H249ZM13 212V211H12ZM96 212H99L96 211ZM95 212V214H96ZM135 212V211H134ZM138 212V211H137ZM136 212V213H137ZM161 212V211H160ZM15 214V212H13ZM20 213V212H19ZM18 213V215H20ZM26 213V211H25ZM80 213V212H79ZM112 214V211L110 212ZM115 213V212H114ZM139 213V212H138ZM137 213V214H138ZM170 213V212H168ZM204 213V214H205ZM216 213V212H215ZM22 214V213H21ZM33 214V213H32ZM31 214V215H32ZM38 214V213H37ZM41 214V213H40ZM43 214V213H42ZM66 214V213H65ZM102 214V213H101ZM109 214V213H108ZM230 214V213H229ZM228 214V215H229ZM99 214H96V216L98 217ZM113 215V214H112ZM170 215V214H169ZM193 215V214H192ZM225 215V213H224ZM21 216V215H20ZM19 216V217H20ZM25 216H28L27 214ZM38 218V215H36ZM85 216V215H84ZM83 216V217H84ZM108 216V215H107ZM163 216V215H162ZM201 216V215H200ZM198 216V217H200ZM205 218L207 217L206 214L204 215ZM203 216V217H204ZM217 216V215H216ZM24 217V216H23ZM22 217V218H23ZM51 217V216H50ZM96 217V218H97ZM111 217V216H110ZM114 217L116 218V216L114 215ZM169 217V216H168ZM197 217V216H196ZM231 217V216H230ZM229 217V218H230ZM235 217L237 218L238 216L235 215ZM9 218V217H8ZM30 219V217H28ZM42 218V217H41ZM40 218V219H41ZM54 218V217H53ZM112 218V217H111ZM118 218V217H117ZM116 218V219H117ZM164 218V217H163ZM193 218V217H192ZM211 218V217H210ZM219 218V216H218ZM20 219V218H19ZM26 219V218H25ZM24 219V220H25ZM46 219V218H45ZM100 219V218H98ZM114 219V218H112ZM132 219V220H131ZM166 219V218H164ZM217 219V217H216ZM216 219H212V222L213 220L215 221ZM242 219V218H240ZM244 219V221H245ZM10 220V219H9ZM8 220V222H9ZM42 220V219H41ZM108 221V219H106ZM111 220V219H110ZM195 220V219H193ZM19 221V220H18ZM17 221V222H18ZM31 221V220H29ZM46 221V220H45ZM70 221V220H69ZM106 221V222H107ZM113 221V220H112ZM119 221V220H118ZM117 221V222H118ZM144 221V223H143ZM157 221V220H156ZM155 221V222H156ZM161 221V220H160ZM164 221V220H163ZM192 221V219H191ZM198 221V220H197ZM206 221H208V218L206 219ZM105 222V220H104ZM110 221H108L109 223ZM116 222V220H115ZM120 222V221H119ZM119 222L116 223L117 225H119ZM127 222V221H126ZM129 222V221H128ZM204 222V221H203ZM217 222V221H216ZM221 222V221H220ZM10 223V222H9ZM20 223V221H19ZM30 223V222H29ZM88 223V222H87ZM122 223V222H120ZM159 223V222H158ZM176 223V222H175ZM209 223V221H208ZM15 224V223H14ZM107 224V223H106ZM113 224H115L113 222ZM177 224V223H176ZM195 224V223H194ZM206 224V223H205ZM204 224V225H205ZM25 225V224H24ZM44 225V224H43ZM75 225V224H74ZM116 225V226H117ZM124 226V224H122ZM120 225V226H122ZM128 225V224H127ZM230 225V224H229ZM4 226H8L6 224H4L3 222H0V229H5ZM33 226V225H31ZM87 226V225H86ZM104 227V225H102ZM112 226V225H111ZM110 226V227H111ZM115 226V225H114ZM164 226V225H163ZM177 226V225H175ZM196 226V224H195ZM201 226V225H200ZM203 226V224H202ZM208 226V225H206ZM248 226V225H247ZM89 227V226H88ZM109 227V228H110ZM170 227V226H169ZM172 227V226H171ZM187 227V226H186ZM189 227V226H188ZM205 227V226H203ZM250 227V226H249ZM14 229V231L12 230V232H15V233H18V232H26V231H23V230H20L17 229V228H14L11 227ZM45 228V227H44ZM71 228V227H70ZM69 228V229H70ZM108 228V227H107ZM113 228V227H112ZM120 228V227H119ZM128 228V226H127ZM156 228V227H155ZM233 228V227H232ZM52 229V228H51ZM10 230V229H9ZM25 230V229H24ZM40 230V229H39ZM112 230V229H110ZM169 230L171 231L172 228H169ZM187 230V229H186ZM229 230H230V227H229ZM52 231V230H51ZM107 231V230H106ZM7 232V231H6ZM11 232V233H12ZM41 232V231H40ZM48 232V231H47ZM104 232V231H103ZM108 232H111V231H108ZM129 232V231H127ZM156 232V231H155ZM236 232H240V231H236ZM3 233V232H2ZM1 233V234H2ZM27 233V232H26ZM67 233H69V231H67ZM70 233H71V230H70ZM70 233H69V236H70ZM75 233V232H74ZM90 233V232H88ZM92 233V232H91ZM107 233V232H106ZM112 233V232H111ZM123 233V232H122ZM126 233V231H125ZM130 233V232H129ZM128 233V234H129ZM157 233V232H156ZM4 234V233H3ZM9 234V233H8ZM28 235L30 236H27L29 238H32V236H36L32 233H27ZM46 234V233H45ZM103 234V233H102ZM253 234V233H252ZM251 234V235H252ZM256 234V235H255ZM13 235V233H12ZM19 235V234H18ZM47 235V234H46ZM55 235V234H54ZM73 235V234H72ZM104 235V234H103ZM108 235V234H107ZM110 235V233H109ZM108 236H106V234L104 235L105 236V240L107 242H104L105 240H101V239H98V240H101L102 245L101 247L103 248V254L106 255V259H109V260H112V261H115L117 263H120V264H129L130 261L134 260V262H136V264H141L140 261H135V259H138V254H135V252L133 250H130V249H121L120 247H118L116 245V243L114 244V239L112 238H109L110 241H114L113 243L108 241ZM113 235V234H112ZM133 235L132 237H130L129 239H132V241H138V239L134 240L135 236L134 234H131L130 233V236ZM146 235V234H144ZM159 235V233H158ZM198 235V234H197ZM21 235H19L20 237ZM57 236V235H56ZM61 236V235H60ZM69 236H67L66 234V237L68 238ZM91 236V235H90ZM117 236V235H116ZM119 236V234H118ZM117 236V237H118ZM155 236V235H154ZM161 236V235H159ZM15 237V235L13 236ZM17 237V236H16ZM26 237V236H25ZM26 237V238H27ZM53 237V235H52ZM72 236H70L69 238L72 240L71 238ZM88 237V236H87ZM86 237V238H87ZM107 237V239H106ZM121 236H119L120 238ZM126 237V236H125ZM129 237V236H128ZM126 237V238H128ZM144 237V236H143ZM148 237V236H147ZM242 237V236H240ZM165 238V237H164ZM175 238L176 242L178 243H181V242H185V243H189L191 241H188L187 237H186V233L185 235L184 234H178V235H175ZM191 238V237H190ZM25 239V238H24ZM51 239V238H50ZM70 239H67V240H70ZM90 239V237L88 238ZM117 239V238H116ZM148 239H150L148 237ZM159 240V239H158ZM164 240V239H163ZM191 240V239H190ZM25 241H28V240H25ZM46 241V240H45ZM74 241V240H72ZM131 241V242H132ZM147 241V240H146ZM150 241V240H149ZM100 242V244H101ZM153 242V241H152ZM162 241H159V244H161ZM195 242V241H194ZM9 243V242H8ZM46 243V242H44ZM57 243V245L59 244L60 246H58L57 248H60V249H64L66 251H70V252H75V253H78L80 252V249L79 247L77 248V246H71V245H68V244H64V243H59V242H55ZM98 243V242H97ZM122 243V242H120ZM133 243V242H132ZM131 243V244H132ZM166 243V242H165ZM247 243V244H246ZM42 244V243H41ZM119 244V243H118ZM123 244V243H122ZM137 245V243H134ZM134 244H132L133 246H135ZM147 244V243H146ZM149 244V243H148ZM156 244V243H154ZM163 244H164V241H163ZM161 244V245H163ZM246 244V245H245ZM260 244V243H259ZM48 245V243H47ZM73 245V244H72ZM139 245V244H138ZM151 245V243H150ZM160 245V246H161ZM170 245V244H169ZM168 245V246H169ZM180 245V244H179ZM184 245V244H183ZM198 245V244H197ZM252 245V246H253ZM154 246V245H153ZM159 246V247H160ZM189 246V245H188ZM100 247V249H102ZM124 247V246H122ZM141 247V246H140ZM262 247V246H261ZM126 248V247H125ZM154 248V247H153ZM156 248V247H155ZM154 248V250H155ZM162 248V247H161ZM170 248V247H169ZM193 248V247H192ZM195 248V247H194ZM201 248V247H200ZM152 249V247H151ZM159 249V248H158ZM157 249V250H158ZM163 249V248H162ZM161 249V250H162ZM247 249V250H246ZM194 250V249H193ZM60 251V250H59ZM101 251V250H100ZM156 252V251H155ZM158 252V251H157ZM165 252V251H164ZM264 252V251H262ZM67 253V252H66ZM154 253V252H153ZM161 253V252H160ZM173 253V252H172ZM171 253V254H172ZM61 254V253H60ZM63 254V253H62ZM69 254V253H67ZM74 254V253H73ZM102 254V253H101ZM150 254V253H149ZM158 254V253H157ZM156 254V255H157ZM164 254V253H163ZM166 254V253H165ZM186 254V252H185ZM197 254V253H196ZM72 255V254H71ZM77 255V254H76ZM79 255V254H78ZM102 255V256H104ZM136 255H138L136 257ZM200 255V254H199ZM164 256V255H163ZM166 256V255H165ZM214 256V255H213ZM217 256V255H216ZM54 257V256H53ZM58 257V256H57ZM63 257V256H62ZM75 257V256H74ZM99 257H101V255H99ZM153 257V255H152ZM167 257H171V256H168L167 254ZM207 257V256H206ZM264 257V256H263ZM55 258V257H54ZM77 258V257H75ZM151 258V257H150ZM161 258V257H160ZM198 258V257H197ZM212 258V257H211ZM217 258V260H218ZM143 259V258H142ZM190 259V258H189ZM179 260V259H178ZM207 260V259H206ZM106 261V260H105ZM146 261V260H145ZM151 261V260H150ZM162 261V260H160ZM159 261V262H160ZM171 261V260H169ZM165 262V261H164ZM163 262V263H164ZM175 262V260H174ZM60 263V262H59ZM104 263V262H103ZM132 263V262H130ZM179 263V262H178ZM213 263V262H212ZM165 264V263H164ZM170 264V263H169ZM203 264V263H202ZM205 264V262H204ZM211 264V263H210Z\"/></svg>",
  "mask_w": 264,
  "mask_h": 264
}]
</instances>
